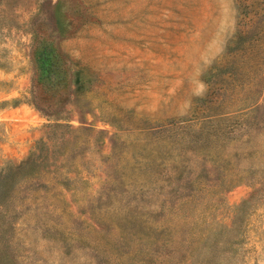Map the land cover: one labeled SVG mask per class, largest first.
<instances>
[{"label": "rangeland", "instance_id": "rangeland-1", "mask_svg": "<svg viewBox=\"0 0 264 264\" xmlns=\"http://www.w3.org/2000/svg\"><path fill=\"white\" fill-rule=\"evenodd\" d=\"M34 147L0 264H264V0H0V176Z\"/></svg>", "mask_w": 264, "mask_h": 264}, {"label": "trees", "instance_id": "trees-1", "mask_svg": "<svg viewBox=\"0 0 264 264\" xmlns=\"http://www.w3.org/2000/svg\"><path fill=\"white\" fill-rule=\"evenodd\" d=\"M50 127H62V124H56L55 126H50ZM38 144H41L42 145V148H44L45 146V141L44 139H42L41 141L38 142ZM34 157H35V147L34 149L30 152V155L28 156V158L23 161L22 163L18 164V165H11L9 164L7 167H6V170L4 171V173H2V175L0 176V178L5 174V172L10 169H19V168H22L23 166H26L28 164H31V162H34Z\"/></svg>", "mask_w": 264, "mask_h": 264}]
</instances>
